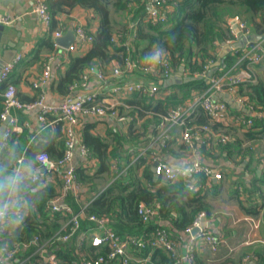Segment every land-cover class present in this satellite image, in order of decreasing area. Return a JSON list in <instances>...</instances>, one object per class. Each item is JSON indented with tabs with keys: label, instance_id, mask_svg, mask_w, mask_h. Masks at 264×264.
Masks as SVG:
<instances>
[{
	"label": "trees",
	"instance_id": "16d2710c",
	"mask_svg": "<svg viewBox=\"0 0 264 264\" xmlns=\"http://www.w3.org/2000/svg\"><path fill=\"white\" fill-rule=\"evenodd\" d=\"M147 1L46 0L52 21L49 26L50 35L43 44L47 52L43 54L39 62L42 65L45 59L56 51L52 38L53 32L60 27L66 29L64 22L55 27V16L80 7L91 11L93 18H97L99 25L93 32L87 24L83 25L84 30L92 36L90 47L81 56L70 55V52L71 62L68 69L52 82L54 91L62 95L63 98L72 95V86H79L90 67L96 68L106 75L108 68L112 66L111 64L123 66L128 59L140 67L151 61L153 57L164 55L169 60L168 66L172 71L177 72L179 67L183 66V72L186 73V76L183 77H195V79L181 84L164 87L163 78L142 72L144 76L152 78L158 86V90L169 87H176L178 90L169 92L155 103L151 102L154 95L144 91L134 92L133 98L125 99L124 103L127 107H120L119 109L120 111L125 109L126 114L133 119L127 123V134L122 136L115 133L116 135L112 136L110 143L100 135L90 131L91 123L84 125L80 132L81 140L90 150L97 165L91 170L88 169V166H75L76 176L85 192L69 191L64 200L72 208L74 214L83 211L88 215L106 217L111 228L119 234L144 239L146 241L144 247H133V251H129L131 257L140 260L138 263L144 262L143 260L149 256L148 261L144 264H173L174 259L171 254L161 248L152 249L149 246L148 239L152 231L155 227L164 228L168 231L170 238L179 243V233L187 231L200 213L207 215V204L203 200V196L198 195V191L184 181V178L175 182H165L160 179L154 181L149 167H146L142 177L147 180L148 184L139 182L135 177L133 168L137 166L135 164L139 162L140 158L133 162L130 161V158L127 159L128 167L122 170L118 166L120 164L116 157L118 149L114 145L120 146L127 139L137 141L149 132L148 121L152 124L159 123L161 116L169 108L187 105L196 94L206 92L210 83L206 77L198 74L207 73L210 70L207 65L216 60V43L231 38L226 28L229 18L239 15L248 23L252 34L263 36L264 0L160 1L162 6L169 9L168 19L164 24L153 23L145 18V11L148 8ZM114 13H120L121 19H116ZM245 66L246 61L244 60L241 68L243 69ZM138 70L141 72L140 69ZM218 74H220V70L216 69L211 75L213 77ZM9 84L15 85V82L10 79L3 82L0 85V93ZM30 86L32 87V84ZM33 91V95L27 100L21 98L18 92H16V97L21 103L31 104L36 102L40 96H45L44 86L37 89L33 88ZM238 94L245 97L247 103L252 106V110L264 111V85L261 81L238 84ZM227 105L235 115L251 116L232 108L228 103ZM2 106L3 97L0 95V112ZM14 109L25 110L24 108ZM46 118L47 124L52 123L55 127L53 134L48 135L50 134L48 133L44 139L36 141L33 136L29 139L27 133L23 131L17 139H10V136L6 146L0 145V203L8 202L10 211V217L3 224L0 222V245L13 247L17 242H30L37 235L40 244L51 242L48 249L55 253L59 264H72L79 258L80 254L75 240L72 239L68 242L56 240L59 235L68 230L71 216L49 210L50 200L57 196L59 191L47 181H44L42 185L31 184L25 189L22 188L16 197V201L12 202L10 199L12 181L6 178L7 175L11 177L14 175L16 159L20 157H23V164L33 166H39L36 160L38 153H47L53 160L62 158L65 149L64 131L63 134L61 131L63 130V123L56 120L55 116L51 114L46 115ZM139 119H147L140 126L142 130L136 127ZM187 120H189V125L206 124L214 131L229 134L232 138L231 142H236L233 131L235 127L223 126L221 123L213 121L201 106H198ZM255 127L264 130V117L258 120L256 126L241 127L240 129L247 133L245 134L247 138H252L254 133L251 130L252 128L254 130ZM219 128L220 130H218ZM223 128L226 129L222 130ZM58 137H61L64 144L55 141ZM231 142L222 145H229ZM185 148L189 152L187 147ZM130 165H134V167ZM60 171L61 168L58 167L54 173H60ZM196 177L200 178L201 181H208L203 175ZM106 183L107 186L101 190L100 188ZM82 197H84L83 200ZM140 204L155 208L156 214L151 216L148 221H144L138 213ZM19 206H22L26 212L20 220H17L14 211ZM173 211L179 213L180 216L178 218L173 216ZM160 221H167L169 225L171 223L172 227L163 226ZM90 225L89 221L81 220L79 229L84 230ZM53 240L55 241L53 242ZM82 248L91 256L106 254L108 251L107 246L96 247L91 244H86ZM36 249L37 247L32 245L27 249L20 250L16 256L17 259L11 263L49 264L43 260L38 262L35 257H32ZM27 257L31 258L24 263L20 262ZM194 263L201 264L197 262L196 256ZM226 263L227 260H224L215 264Z\"/></svg>",
	"mask_w": 264,
	"mask_h": 264
},
{
	"label": "crops",
	"instance_id": "0c3cea01",
	"mask_svg": "<svg viewBox=\"0 0 264 264\" xmlns=\"http://www.w3.org/2000/svg\"><path fill=\"white\" fill-rule=\"evenodd\" d=\"M33 8V0H0V15H6L13 19L10 24H3L5 29L0 39V57L4 55L8 58L13 57V50L17 52L15 56L18 54L22 55L21 61L14 67L9 79L15 82L18 95L26 100L34 93L30 84L41 73L42 67L39 61L43 54L47 52L43 44L44 40L50 35L49 27L33 13ZM54 22L56 23L55 27L60 26L64 22L65 25H63L66 27L64 34L68 30L74 31L77 24H87L92 32L99 25L97 18H93L91 11L80 7L68 13L55 16ZM258 37L253 34L251 40H257ZM239 41L228 43L227 40H224L216 43V60L214 62H218V65L215 70L219 69L220 73L229 75L242 70L241 64L245 60L244 48L248 47L244 39L240 43L241 46L236 48L235 44ZM90 45L91 43H84L82 46H78L71 54L66 52L64 48H56L51 61L53 69L51 80L44 86L45 102L47 104H58L63 99V96L52 88V82L57 80L68 69L71 62L69 54L81 56L85 54ZM111 65L103 78L99 77L97 73L90 74L86 86L77 88L72 95L76 97L87 93H95L107 100L124 101L125 99L133 98L135 95H125L115 91L118 85L134 82H142L147 88L156 85L151 77L144 76L138 68L128 73L112 76L111 71L118 64L114 63ZM255 78L256 82L261 81L264 85V63L255 67ZM176 90H178L176 87L158 90L153 94L151 102L155 103L169 92ZM38 112V107L23 111L13 109L12 115L16 117L21 130L13 132L10 139H17L23 131L27 133L29 139L33 136L36 141L44 139V136L48 133H50L48 135L53 134L55 132L54 125L52 123L45 126L41 124L37 119ZM257 112L261 113V118L254 114ZM243 113L255 116L252 127L256 126L258 120L264 117V111L256 109L247 110V112ZM147 119H139L136 127L141 128L140 126ZM230 122V118L228 120L223 119L221 124L228 126ZM88 123L92 124L90 131L93 134L100 135L109 143L112 136L116 135L115 133L124 136L128 130L127 123H122L123 125L121 126V122L111 117L82 116L79 123L80 142H82L80 132L84 125ZM147 123L149 132L145 136H142L137 141H129L127 139L120 146L118 144L114 145L118 149L116 157L120 161L118 166L122 170L128 167L127 159L130 158V161L133 162L135 159L140 158L139 162L135 164L137 165L136 167L130 165L134 167V174L139 182L148 184L147 180L142 177L146 167H149L153 180L157 179L152 170L153 159L164 161L173 167L186 168L194 162H202L222 174V178L219 180L206 178L207 182L201 181L200 178L196 177L202 174H192L184 178V181L198 191V195L203 196V200L207 204L208 213L204 216L206 227L202 230L211 231L221 240L218 249L212 251L201 240V237L196 234L195 256L197 262L215 264L227 260L226 264H264V244L262 242L264 239V130H261L260 127H255L254 130L252 128L251 132L254 133V137L247 138L245 135L247 133L243 129L235 127L233 131L236 142L230 141L231 143L225 146L213 142L207 144L202 140L201 136H197L195 139L196 150L187 152L186 146L180 139L182 130L178 125H172L169 131L162 135L156 127L158 122L152 124L148 121ZM225 129L223 128L222 130ZM61 131L63 134V130ZM62 139L58 137L55 141L62 142ZM62 144L64 143L62 142ZM73 165L84 167L92 165L88 166V169L91 170L96 167L97 162L94 159L90 163L77 151L73 158ZM40 168L31 164H23L17 176L18 180H20L18 183L13 182L11 176H6L12 181L10 198L12 202L16 201V197L22 188L25 189L31 185L29 181L24 180L26 176L40 174L45 181L47 180L48 174L45 171L40 172ZM53 175L54 179H48V184L52 183L58 190L60 173L56 172ZM106 186L107 183L100 189L104 190ZM83 191L85 192V189L82 188L77 193ZM83 199L84 197H82ZM172 214L176 218L180 216L176 211H173ZM164 223H167V227H172L171 223L169 225L167 221H160L163 226H165ZM191 237L192 235L188 231L179 233L178 245L180 252H185L186 245ZM129 251H133V247ZM132 253L134 254V252ZM44 262H46L45 259ZM110 264L118 263L113 262Z\"/></svg>",
	"mask_w": 264,
	"mask_h": 264
},
{
	"label": "built area",
	"instance_id": "2783aa9c",
	"mask_svg": "<svg viewBox=\"0 0 264 264\" xmlns=\"http://www.w3.org/2000/svg\"><path fill=\"white\" fill-rule=\"evenodd\" d=\"M34 8L33 13L36 14L41 21L46 25L50 26L52 21V16L50 15L46 0H33ZM160 1L165 2L166 0H148V8L145 11V18L148 21L158 24H164L169 15V9H166L160 4ZM13 21L12 18L6 15H0V24H10ZM226 28L228 33L231 35L230 39H227L228 43L237 42L242 38L246 40V45L248 48H244V59L246 61V66L241 71L235 74H224L220 73L216 76L212 75L208 77V72L198 74L204 76L208 79L210 87L206 92L195 95L193 100L187 105H179L171 107L167 112L161 116L160 122L157 124V129L164 135L169 131V128L172 125H178L181 130V141L187 147L189 152H194L196 150L195 139L197 136H201L202 140L207 144L210 142L227 144L232 140L231 136L226 133L214 131L208 125H189L188 117L196 110L198 106H201L205 112L212 118L213 121L222 123V120L231 119V122L228 126L238 127V128H251L255 116L246 117L242 114H233L228 108L226 101L222 98H216L219 94L228 93L230 94L238 103L243 107L247 108L249 111H252V106L247 103L245 97H242L238 94V84L249 82L255 83V67L258 64L264 63V35L259 36L257 40H251L253 35L251 28L248 23L242 19L239 15H235L229 18ZM66 31L65 28L60 27L53 32L52 38L54 46L56 48H61L57 45L56 39L64 35ZM75 42L72 43L66 50V52H73L79 46H82L84 43H91L92 36L88 34L83 25L77 24L74 28ZM116 41V39H113ZM127 48V43H126ZM53 55V54H52ZM48 56L45 61L42 63L40 75L32 81V89L40 88L45 86L51 80L52 76V65L51 61L53 56ZM22 55H16L10 62L6 63L0 68V85L3 82H6L10 78V74L17 64L21 61ZM207 67H211V65ZM169 60L164 55L155 56L147 64L140 67L131 60H126L123 66H116L113 68L112 76H118L124 73H128L135 68L141 70L144 73H151L153 76H160L162 80L173 76L176 72L172 71L169 68ZM97 73V75L103 78L105 75L98 71L96 68L90 67L86 74L83 76L79 86H72V90H76L79 87H85L90 74ZM156 74V75H155ZM182 76H186V73L183 72ZM161 81V80H160ZM162 81V82H163ZM115 91L129 95L134 92L144 91L147 94H154L158 91L157 85H152L151 88H147L142 82L134 83H125L118 85L115 88ZM16 86L14 84H9L7 88L0 93L3 97V106L2 111L0 112V123L7 116H10L7 127L2 133V145L6 146L7 140L13 132H18L21 130L19 123L12 115V110L14 108H24L25 110H31L35 107L39 108L37 119L41 124H47L46 115H54L56 120H59L63 123V131L65 137V149L62 158L59 160L51 159L47 153H38L36 160L39 164V167H44L46 174V181L54 179V171L56 168L60 167V186L59 193L57 196L52 198L49 202V210L51 212H59L62 214H69L71 216L69 221L68 230L59 235L56 240L61 242H68L72 239L75 240L77 249L80 251L79 258L75 260L72 264H110L111 262L116 261L118 264H144L148 261L149 256H147L141 263L139 259L133 258L129 254L131 247L142 248L144 247L146 241L142 238H136L132 236H124L119 234L116 230L112 229L109 225L108 218L97 216L94 214H85L83 211L73 213L72 208L67 205L64 200L65 196L69 191L79 192L83 187L79 182L76 173L75 165H73V158L75 153L78 151L83 157H85L90 163L93 162L94 158L90 150L79 141V130H80V118L82 116H91V117H111L116 119L121 123L130 122L133 117L126 114V110L120 111V107L126 108L127 105L124 101L121 100H107L95 93H87L79 96H68L61 100L58 104H47L45 102V96H40V98L31 104L21 103L16 97ZM258 118H261L262 115L260 112L254 113ZM202 133V134H201ZM144 152V150H143ZM157 161V164L154 166V175L157 179L165 182H175L180 178H185L192 174H202L206 178H214L219 180L222 178L221 172L213 170L211 167L205 165L202 162H194L189 167H178L171 166L170 164L153 159V162ZM116 163V162H115ZM114 163V167L116 166ZM23 165V157L16 159V165L14 167V175L12 176L13 182L18 183L17 176ZM92 166V165H88ZM49 179V180H48ZM24 180L30 182V184H39L44 183V178L40 174H35L31 176H26ZM11 195V194H10ZM11 198V197H10ZM22 200V198L20 197ZM9 203L2 202L0 203V222L3 224L9 217ZM22 206H19L15 209L14 214L17 220H20L21 217L25 214ZM138 213L144 221L156 214V210L153 207H148L144 204L138 206ZM204 213H200L195 219L193 225L187 229L190 233L191 229L195 226H198L201 218H204ZM81 220H87L91 225L84 229L80 230L79 225ZM198 237H201V240L205 245L212 251H216L220 246L221 240L216 237L211 231H203L202 229L197 234ZM197 236L192 235L191 239L186 245L185 252L182 253L179 251V245L173 239L170 238L168 231L161 227H155L151 233V236L148 239L149 246L152 249L161 248L164 251L171 254L174 259L173 264H195V241ZM55 240H53L54 242ZM264 244V239L262 240ZM86 244H91L92 246L101 247L107 246L108 251L106 254H98L96 256L88 255L82 247ZM36 246L37 249L34 252L36 261L46 260L49 264H59V261L51 250L48 247L51 245V242H45L40 244V239L36 235L30 242L21 243L17 242L14 246L0 245V264H12L14 260L17 259V254L20 250L27 249L29 246ZM31 257H27L20 261L24 263ZM135 263H133V262Z\"/></svg>",
	"mask_w": 264,
	"mask_h": 264
},
{
	"label": "water",
	"instance_id": "95a60500",
	"mask_svg": "<svg viewBox=\"0 0 264 264\" xmlns=\"http://www.w3.org/2000/svg\"><path fill=\"white\" fill-rule=\"evenodd\" d=\"M5 27L3 26V24H0V39H1V35L2 32L4 31ZM241 39L237 44H235L236 48L240 47V43L242 42ZM75 41V34L73 30H68L64 35H62L61 37L56 39V43L59 47L67 49L73 42ZM13 55L15 56V54L17 53L16 50H13ZM6 54V53H5ZM13 56V57H14ZM13 57L8 58L6 57V55L0 57V68L2 66H4L6 63L10 62ZM218 65V62H214L211 67L210 70L208 71V77L211 76V74L213 73V71L215 70V67ZM178 72V73H177ZM176 75H173L169 78H167L166 80H164L163 85L164 87H168V86H172V85H176V84H181L183 82H187L189 80H193L195 79V77H183V66H180L178 71H177ZM218 98H223L232 108L237 109L238 111H242V112H247V108L243 107L240 103H238L230 94L228 93H223V94H219L217 96ZM10 116H7L5 118V120L3 121V123L1 124V128H0V144L2 143V133L5 130V128L7 127V124L9 122ZM121 126L123 125L122 123L120 124ZM157 164V161H155L153 163V168L152 170L154 171V166ZM45 171L44 167L40 168V172ZM205 218H201L200 223L198 226H195L191 229L190 233L191 235H196L200 232L201 229H204L206 227V225L204 224ZM167 223H164V225H166Z\"/></svg>",
	"mask_w": 264,
	"mask_h": 264
},
{
	"label": "rangeland",
	"instance_id": "374dc122",
	"mask_svg": "<svg viewBox=\"0 0 264 264\" xmlns=\"http://www.w3.org/2000/svg\"><path fill=\"white\" fill-rule=\"evenodd\" d=\"M114 17H115L116 19L120 20L121 17H122V15H121L120 13H118V14H117V13H116V14L114 13ZM167 26H170V25H167ZM167 26H166V27H167Z\"/></svg>",
	"mask_w": 264,
	"mask_h": 264
}]
</instances>
